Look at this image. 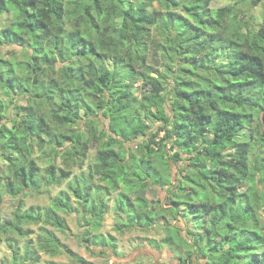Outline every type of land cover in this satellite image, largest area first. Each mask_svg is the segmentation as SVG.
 Returning <instances> with one entry per match:
<instances>
[{
    "label": "trees",
    "instance_id": "obj_1",
    "mask_svg": "<svg viewBox=\"0 0 264 264\" xmlns=\"http://www.w3.org/2000/svg\"><path fill=\"white\" fill-rule=\"evenodd\" d=\"M211 5L0 0V15L12 14L0 46L23 47L22 57L0 55V198H17L11 217L0 215V238L12 264L40 251L93 264L58 234L69 229L60 212L70 205L68 191L49 206L24 201L71 177L93 145L95 162L68 186L89 224L80 238L88 249L117 253L116 237L101 231L115 193L119 229L161 227L170 247L186 249L180 264H264V22L254 27L236 5ZM19 96L28 102L17 104ZM97 112L109 119L110 133L99 131ZM122 118L130 130L120 136ZM151 118L160 125L148 135ZM245 128L251 133L241 139ZM169 144L175 162L189 160L177 184L165 160ZM38 150L51 157L45 170ZM60 155L67 169L56 166ZM151 187H168L167 200L153 205ZM181 220L196 231L184 235ZM31 225L39 226L35 241ZM19 238L27 239L23 248Z\"/></svg>",
    "mask_w": 264,
    "mask_h": 264
},
{
    "label": "rangeland",
    "instance_id": "obj_2",
    "mask_svg": "<svg viewBox=\"0 0 264 264\" xmlns=\"http://www.w3.org/2000/svg\"><path fill=\"white\" fill-rule=\"evenodd\" d=\"M229 5H236L239 9V14L242 15H250L251 22L254 27H260L264 22V0H262L259 4H254L253 0H212L211 7L219 8ZM155 7L159 8V4L155 2ZM12 20V14L4 13L0 15V28H4ZM157 35V32H155ZM23 47L19 45H3L0 46V55L6 58H14V54L18 57H22ZM142 81H138L136 83L135 94L141 97L142 90L144 89L141 85ZM142 89V90H141ZM2 97L7 99V96L3 93ZM17 104H26L28 101L24 98L18 97L15 100ZM13 109H9V114L13 115ZM99 120V131L102 129H106L109 133V119H107L102 113L97 112L96 114ZM124 119H120V122L117 126H115V130L117 133L121 134L120 136L127 135L130 130L129 124L124 125ZM157 121L156 118L148 119L152 126V129L148 130L147 134L151 135L154 131L157 130V127L160 123H155ZM159 122V120H158ZM114 126V125H113ZM113 128V127H112ZM114 130V128H113ZM251 133L250 128H245L241 134V139H247L248 134ZM164 135V131L159 134V137ZM144 140L143 137L138 139L136 143L128 142L126 146H136L138 142ZM172 139H168V142H171ZM173 144H169L166 148V152L168 156L165 158L167 164L169 165V169L171 172V180L173 183H179V179L182 177V174H185V171L182 170L189 165V160L187 159L186 154L183 157V160L179 162H175L171 158V154L174 151L169 152L168 148ZM98 147L93 145L91 149L87 153V157L83 162V167L80 168L78 165H72V175L69 178L62 179L61 181L55 182L49 186L43 184L42 189L38 192H32L29 195L24 197L25 206L29 207L31 205H41V206H49L52 203V200L58 196L61 192L69 193L70 197V205L67 208L66 212L60 211L67 219L69 229L67 230V234L62 232H58L62 241L70 246L72 250L83 256L85 259L89 260L93 264H180L181 259L186 257V249L183 247H179L177 250V245L173 248L170 247L165 242L166 232L161 227L155 228H145V229H127L125 231H121L119 229V222L121 220V216L117 214L114 210V199L115 193L109 196V210L105 214L103 225L101 231L105 234H112L117 239V253L115 252H102L99 247H93L92 249H88L86 245L80 241L82 237V232L88 227L86 216L83 215L79 211L81 209V203L78 201L71 190H69V182L72 179L73 175L80 174L81 172H87L90 165L95 162L96 153ZM62 152V151H61ZM44 156L39 159V162L42 166V169L45 170L49 165V160L51 157L45 156L41 153V151H36L35 156ZM3 163L5 161L1 159ZM56 166L58 168H66L67 163L65 161L64 155H60L54 160ZM2 163V164H3ZM58 175V174H57ZM179 178V179H177ZM246 184L242 183L239 185L241 190L245 189ZM168 187H151L148 193L149 198L152 200L153 205L158 206L161 205L165 200H167L168 196ZM162 202V203H161ZM17 198L9 195L8 193H3L0 198V215L2 217L8 218L11 217L14 209L16 208ZM262 215L264 214V210L262 208L259 211ZM171 222H177L174 219H171ZM188 222H190L188 220ZM180 226L184 228L183 234H187L189 228L196 231V228L189 223L187 226L184 220H181ZM38 225H31L30 228L33 230V233L30 237L35 241L36 234L38 231ZM19 246H23L27 243V239L19 238L18 240ZM156 245V246H155ZM158 245V246H157ZM176 250H175V249ZM181 248V249H180ZM23 252V251H22ZM23 258V257H22ZM13 259V251L7 245V241L5 239L0 238V264H12ZM49 261H53L57 264H80L76 262L74 258H70L67 254H59L56 256H51L50 254L40 251L35 253V259L32 260L30 258L24 259V264H48ZM195 264H207L206 261L197 259Z\"/></svg>",
    "mask_w": 264,
    "mask_h": 264
},
{
    "label": "water",
    "instance_id": "obj_3",
    "mask_svg": "<svg viewBox=\"0 0 264 264\" xmlns=\"http://www.w3.org/2000/svg\"><path fill=\"white\" fill-rule=\"evenodd\" d=\"M170 149H171V151H174L175 146L174 145H171Z\"/></svg>",
    "mask_w": 264,
    "mask_h": 264
}]
</instances>
